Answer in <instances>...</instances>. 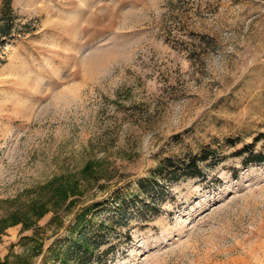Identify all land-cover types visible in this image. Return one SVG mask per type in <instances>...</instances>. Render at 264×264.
I'll use <instances>...</instances> for the list:
<instances>
[{"label": "rangeland", "instance_id": "374dc122", "mask_svg": "<svg viewBox=\"0 0 264 264\" xmlns=\"http://www.w3.org/2000/svg\"><path fill=\"white\" fill-rule=\"evenodd\" d=\"M7 1L0 264H72L77 212L206 148L202 176L160 181L144 221L96 217L119 222L107 264H264V162L235 157L261 135L264 155V0Z\"/></svg>", "mask_w": 264, "mask_h": 264}, {"label": "trees", "instance_id": "16d2710c", "mask_svg": "<svg viewBox=\"0 0 264 264\" xmlns=\"http://www.w3.org/2000/svg\"><path fill=\"white\" fill-rule=\"evenodd\" d=\"M5 6L8 11L11 10L10 0L5 3ZM12 30V21L10 26L0 28L1 44H5V42H1V39L10 37L12 35ZM262 139L263 135L258 136L251 144H246L243 148L238 150L235 153V157H243L249 153V155L255 159V163H263L264 155L254 154V148ZM226 143L229 147H236L239 142L237 140L228 139ZM215 152L216 151L211 148H206L201 150L198 154L185 156L183 158H164L156 168L151 171L148 178L138 183V193L131 195L129 191L124 193L120 188H117L114 192L110 193L109 197L95 202L80 212H77L72 222L74 225L73 232L77 234V237H70V244L64 252L66 261L72 262V264H107L110 261L109 256L114 252L116 246L111 245L104 250L102 248L104 245H108L111 241L116 240L113 239L114 237H119L116 234V230L113 232L114 237L112 238V231L119 226V222L114 217L107 220L96 219V217L103 211H111L123 217L122 220L126 219V221H128L135 217H139L140 221H144L150 207V205L146 204V201L149 195L153 194L151 191L157 188L160 181H163L164 185L168 188L170 186L169 184L181 178L201 177V165L213 160L215 158ZM93 170L90 167H86L84 172L88 173L93 181L97 183L99 180L96 178V174ZM52 184L54 183H51V185ZM76 188H78V184L74 185L72 188L60 185L56 187L62 201H66L71 195H74L76 193L74 189ZM152 201L155 202L153 198ZM139 202L143 203L142 207L133 211V206L137 207ZM38 209V211L36 210V214L40 218L48 212V209L44 205L39 206Z\"/></svg>", "mask_w": 264, "mask_h": 264}]
</instances>
